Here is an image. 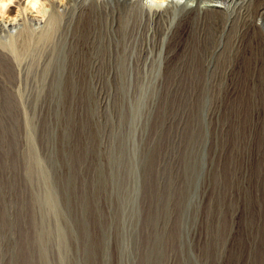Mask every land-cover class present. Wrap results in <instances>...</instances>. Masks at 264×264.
<instances>
[{"label":"rangeland","instance_id":"1","mask_svg":"<svg viewBox=\"0 0 264 264\" xmlns=\"http://www.w3.org/2000/svg\"><path fill=\"white\" fill-rule=\"evenodd\" d=\"M47 2L6 0L0 23L23 7L27 30ZM239 2L210 83L0 109V264H264V0Z\"/></svg>","mask_w":264,"mask_h":264},{"label":"bare ground","instance_id":"2","mask_svg":"<svg viewBox=\"0 0 264 264\" xmlns=\"http://www.w3.org/2000/svg\"><path fill=\"white\" fill-rule=\"evenodd\" d=\"M5 1L0 0V14L9 19L13 10L5 12ZM46 1L52 15H42L43 22L26 15L32 24L26 31L23 7L19 19L0 23V34L7 32L0 42V109L71 111L88 107L90 97L175 93L180 88L174 83L183 80L210 83L219 59V22L233 16L234 6V0L228 6L229 0ZM250 2L240 0V10ZM181 24L189 30L179 47L183 34L173 30ZM245 27L255 31L252 24ZM145 81L156 85L142 88ZM20 90L28 97L24 106ZM215 113L208 110L205 122Z\"/></svg>","mask_w":264,"mask_h":264}]
</instances>
